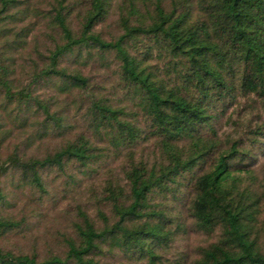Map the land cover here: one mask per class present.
Returning <instances> with one entry per match:
<instances>
[{
  "label": "trees",
  "instance_id": "obj_1",
  "mask_svg": "<svg viewBox=\"0 0 264 264\" xmlns=\"http://www.w3.org/2000/svg\"><path fill=\"white\" fill-rule=\"evenodd\" d=\"M46 3L0 0V264H188L165 253L195 232L190 264H264V0ZM108 59L106 86L84 66ZM243 102L263 120L222 130ZM16 128L62 142L39 155L9 148ZM107 159L120 161L85 188L95 213L67 209L61 252L4 245L27 219L7 208L17 188L41 199L53 172L82 193L79 173Z\"/></svg>",
  "mask_w": 264,
  "mask_h": 264
},
{
  "label": "rangeland",
  "instance_id": "obj_2",
  "mask_svg": "<svg viewBox=\"0 0 264 264\" xmlns=\"http://www.w3.org/2000/svg\"><path fill=\"white\" fill-rule=\"evenodd\" d=\"M38 5L45 6L47 5V0H33ZM112 17H116L118 14V11L116 7H113L112 9ZM109 23V22H108ZM108 23L106 25H101L103 31L108 32L116 31L118 25L108 27ZM100 27V26H99ZM41 30V28H40ZM120 30V28H119ZM45 40H43L44 42ZM37 46V45H35ZM109 62L106 65H100L97 66V63H93V61H88L84 68L88 71L89 69H92V71L95 73L96 81L98 82H105L104 84L106 86L109 85V82L111 81L109 78L112 77V67L113 62H111V59H108ZM95 67H94V66ZM109 88V87H108ZM108 88L105 90L103 89L104 93L107 95L110 94L108 91ZM43 88H36V92H40ZM113 90V88H111ZM52 91V89L50 90ZM54 92V91H53ZM122 96L121 94L119 97ZM245 99V98H244ZM243 98H241L242 101H244ZM245 101L247 104H249L246 99ZM119 103V101L117 100ZM245 104L244 102L239 104L237 106V109H234L233 107L228 109V112L223 117V126L222 130L233 132L240 128L243 124L247 123L248 125L254 124L256 122H261L263 120V116L259 110L256 108H253L254 105L249 106ZM73 124L75 127L69 128L70 136H72V132L74 130L79 129L83 126V119L81 117H78L76 120H73ZM29 129H32L34 125L29 122L26 126ZM13 134L15 135V138L13 136H10L7 138V147H12L13 143L16 142L20 148H23L27 151H32L35 154H42L46 151V149H54L58 146V143H61L59 138H52L48 137L41 140H33L32 142L25 140V135H23V130L16 128L13 130ZM6 150V149H5ZM258 153V161L257 163H262L264 165V148L262 151H257ZM120 160H117L119 163ZM111 164H118L115 161L110 162V160H100L95 166L96 170L94 173H90L88 178H83L84 175L79 173V177L81 180L82 187H84L83 192L79 193V190L76 188L75 190H67L63 189V176L61 175H55L53 172L49 174L47 179L49 178V185H48V192H56L57 196L54 197L55 201L52 200L51 195L49 193H46L43 195V197L36 198L37 192H31V190L27 186H20L17 188V194L15 195L17 198L15 199V204L8 206L7 208H10L13 210L17 216H19L22 213L27 214V219L21 224V226L17 229H14L10 232L8 239L2 240L4 245L13 248L14 250H20L27 253H38L39 255L47 256L50 255V253L53 252H61L62 248L64 249V241L61 236V232L66 228L70 227L67 224L69 223L66 219L67 216V209H70L74 205V211L75 207L78 203L85 204L86 206L92 211V213H95V208L92 205V199L87 201L85 198L87 197V193L85 192V188L94 186L96 183L100 184L105 174L103 173L106 166ZM118 169V167H115L113 170L114 173ZM108 170L107 173L110 171ZM101 179L98 178V176ZM8 187H10V184H8ZM35 195V198H31ZM64 195V198L62 197ZM78 195H81L79 197ZM14 196V198H15ZM57 199V201H56ZM14 201V200H13ZM28 205H25V204ZM72 210V212H74ZM69 215L71 213L68 212ZM196 238H193V234L187 235L185 237H181L178 240L176 239L174 241V246L172 247V250L165 253L166 256L171 257L174 253H185L186 257L188 259V264L191 263L193 257L195 256L194 253H196V249L194 248V245H196L199 241V238L197 235H199L197 232H195ZM189 246V248H188ZM53 248V249H52ZM40 252V253H39ZM121 252L116 250L112 255L113 257L120 255ZM46 254V255H45ZM124 260L127 259L126 256L123 254L120 255Z\"/></svg>",
  "mask_w": 264,
  "mask_h": 264
}]
</instances>
